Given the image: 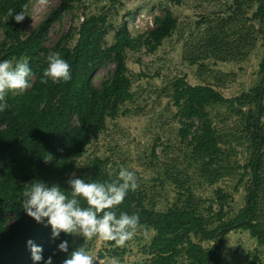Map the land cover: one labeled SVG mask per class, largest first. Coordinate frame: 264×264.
<instances>
[{
    "label": "rangeland",
    "instance_id": "374dc122",
    "mask_svg": "<svg viewBox=\"0 0 264 264\" xmlns=\"http://www.w3.org/2000/svg\"><path fill=\"white\" fill-rule=\"evenodd\" d=\"M61 3L31 0L24 32L31 34ZM257 8L256 0H180L176 4L168 0H82L74 10L62 12L43 36L47 49L69 32L68 44L75 46L77 29L88 16H103L112 28L105 46L115 42V29L123 25L133 38L143 41L157 18L167 12L177 18L172 36L157 50L126 51L133 99L118 117L108 118L107 129L88 147L74 174L78 177L85 172L96 158L104 161L103 169L110 176L124 166L135 173L139 187L134 192L141 194L149 209L193 210L209 229L222 225L218 202L222 192L227 196L222 203L224 222H234L245 209L253 182L248 166L258 153L252 119L258 111L255 90L263 80L264 23L255 16ZM4 37L0 26V43ZM114 70V62H106L94 75V85L101 88ZM180 78L192 86L212 87L226 99L207 107L218 138L216 155L195 151L192 130L197 121L182 136L185 125L173 100V84ZM261 103L264 127V97ZM256 205L261 238L244 229L231 231L223 239L215 264H255V258L264 264V163ZM5 217L13 222L12 215ZM155 236L151 227H139L130 241L118 246L116 256L106 241L94 238L85 243L88 253L101 264H148ZM194 240L208 251L216 244L201 237ZM177 264L189 262L184 256Z\"/></svg>",
    "mask_w": 264,
    "mask_h": 264
},
{
    "label": "trees",
    "instance_id": "16d2710c",
    "mask_svg": "<svg viewBox=\"0 0 264 264\" xmlns=\"http://www.w3.org/2000/svg\"><path fill=\"white\" fill-rule=\"evenodd\" d=\"M176 4L180 0H168ZM258 8L255 16L264 23V0H256ZM82 0H62L58 9L31 34L24 32L26 17L16 23L9 17V9L20 11L31 0H0V26L4 39L0 43V60L12 62L27 60L32 70V87L23 94L9 92L5 102L7 107L0 111V264H33L26 247L28 239L44 248L47 258L56 246L65 239L73 238L63 233L55 241L50 239L51 229L37 224L28 217L21 205V193L33 180L42 179L48 183H58L68 189L66 181L78 169L79 160L88 147L107 129L108 118H116L122 107L133 99V80L126 62V51L146 47L155 51L170 38L177 27V18L167 12L155 20V28L143 41L135 39L128 26L115 29V42L105 46L104 41L110 26L103 16L82 18L77 29L75 46H69L72 33L52 48L44 47L43 36L48 28L64 11H71ZM112 27V26H111ZM264 41V37H263ZM59 53L71 66V80L53 84L40 83L42 72L47 67V57ZM112 61L115 70L112 77L101 88L94 85L93 77L106 62ZM263 80L255 90L258 111L252 119V131L258 149L254 161L249 164L253 178L244 211L234 222H224L223 202L227 196L218 193L220 202V223L216 229H209L202 217L189 209L170 208L167 211L149 209L141 194L129 191L122 204L116 207L117 214L126 212L138 214L141 226H149L156 232L152 243V259L148 264H177L179 258L186 257L189 264H215L219 261L223 239L233 230L250 231L256 238L261 233L256 224V200L261 183L264 163V127L261 122L264 97V60L261 64ZM173 100L178 108V116L185 127L182 136H187L189 126H197L193 132L192 145L199 154L216 155L219 151L218 138L210 122L207 107L211 103L226 102L224 96L212 87L192 86L180 78L173 84ZM4 103V102H0ZM51 159L45 163L43 158ZM104 161L99 158L90 162L88 169L78 177L87 181L110 182L117 175L110 176L103 169ZM12 215L9 223L5 216ZM138 227V228H139ZM216 242L212 250H206L194 239ZM83 238H75L79 246ZM110 252L119 255L118 246L108 242ZM64 253L54 256V264H60ZM255 264H262L255 258Z\"/></svg>",
    "mask_w": 264,
    "mask_h": 264
},
{
    "label": "clouds",
    "instance_id": "9594fccd",
    "mask_svg": "<svg viewBox=\"0 0 264 264\" xmlns=\"http://www.w3.org/2000/svg\"><path fill=\"white\" fill-rule=\"evenodd\" d=\"M29 3L20 11L9 9L7 15L21 23L28 15ZM32 70L27 60L13 63L11 60H0V111L7 107L5 102L9 92L23 94L32 87ZM71 80V66L59 53L47 57V67L42 72L40 83L59 84ZM45 163L51 161L43 158ZM68 189L58 183H48L42 179L33 180L21 193V205L25 214L37 224L51 229L50 239L55 241L63 233L66 237L52 253L45 258L44 248L34 240L28 239L26 247L30 252L33 264H54L53 258L64 253L60 264H101L90 255L86 248L87 241L94 238L124 246L130 241L140 224L138 214L126 212L117 214V206L123 203L129 191L139 187L134 172L121 166L118 174L110 182L87 181L74 173L66 181ZM83 238L84 243L76 246L75 238Z\"/></svg>",
    "mask_w": 264,
    "mask_h": 264
}]
</instances>
